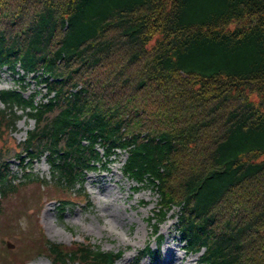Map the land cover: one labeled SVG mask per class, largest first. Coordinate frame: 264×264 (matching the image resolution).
Wrapping results in <instances>:
<instances>
[{
    "label": "trees",
    "instance_id": "trees-1",
    "mask_svg": "<svg viewBox=\"0 0 264 264\" xmlns=\"http://www.w3.org/2000/svg\"><path fill=\"white\" fill-rule=\"evenodd\" d=\"M19 63L48 97L0 91L1 197L11 157L46 155L75 191L124 151L125 175L160 195L158 223L178 209L189 253L264 264V0H0V67ZM15 107L35 120L21 142ZM47 250L55 264L123 254Z\"/></svg>",
    "mask_w": 264,
    "mask_h": 264
},
{
    "label": "rangeland",
    "instance_id": "rangeland-1",
    "mask_svg": "<svg viewBox=\"0 0 264 264\" xmlns=\"http://www.w3.org/2000/svg\"><path fill=\"white\" fill-rule=\"evenodd\" d=\"M17 79L18 74L0 68V89L19 88L23 82L27 89L26 95L37 92L38 101L46 95V88L35 79ZM3 106L0 101V109ZM17 114L22 117L13 134L16 139L24 140L27 131L34 127V121L24 116L21 109H18ZM126 157L124 151H119L108 170L98 168L90 172L85 181V196L79 191L73 193L69 189H57L53 185L54 178L45 157L29 166L33 179L39 177L31 181L21 164L13 160L11 169L16 176L13 180L16 188L1 203L0 264H54L47 253V239L69 247L71 243L75 245L76 241L82 242L85 238L105 251L122 249L123 256L115 264H130L146 245L157 249L161 235L162 255L165 241L172 240L174 246L178 247V253L201 264L200 254L185 251L177 218L174 217L175 211L159 224L155 232L154 222L157 220H152V217L160 216L155 213L159 206V193L148 186L137 189L139 185L123 172ZM21 181L29 182L20 185ZM61 199L71 201L64 212L59 209ZM38 224L44 229L41 235L47 238L45 241H40L42 238ZM8 240L14 244L13 247L6 246ZM37 248L39 252H35ZM140 264H165L164 255L161 262H152V257L145 256Z\"/></svg>",
    "mask_w": 264,
    "mask_h": 264
},
{
    "label": "bare ground",
    "instance_id": "bare-ground-1",
    "mask_svg": "<svg viewBox=\"0 0 264 264\" xmlns=\"http://www.w3.org/2000/svg\"><path fill=\"white\" fill-rule=\"evenodd\" d=\"M165 244L163 251L165 264H196L195 260H189L186 255L178 253V247L174 246L172 240H166ZM163 255L160 251L156 253L157 262L163 260Z\"/></svg>",
    "mask_w": 264,
    "mask_h": 264
}]
</instances>
